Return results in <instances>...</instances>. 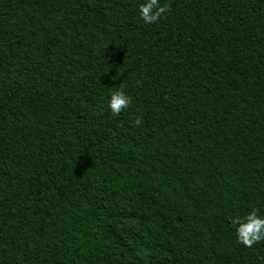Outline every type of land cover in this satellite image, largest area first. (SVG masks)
Masks as SVG:
<instances>
[{"label": "trees", "instance_id": "1", "mask_svg": "<svg viewBox=\"0 0 264 264\" xmlns=\"http://www.w3.org/2000/svg\"><path fill=\"white\" fill-rule=\"evenodd\" d=\"M139 2L0 0V264H264V0Z\"/></svg>", "mask_w": 264, "mask_h": 264}, {"label": "clouds", "instance_id": "2", "mask_svg": "<svg viewBox=\"0 0 264 264\" xmlns=\"http://www.w3.org/2000/svg\"><path fill=\"white\" fill-rule=\"evenodd\" d=\"M137 10L140 19L145 24H152L166 13V6L162 5L160 0H140ZM111 88L107 96L106 107L111 114L118 116L129 107L131 98L121 84ZM133 123L139 126L141 118L137 117ZM231 224L234 227L237 241L244 246L251 247L253 244L264 241V215L258 214L255 209L243 216L234 217Z\"/></svg>", "mask_w": 264, "mask_h": 264}]
</instances>
